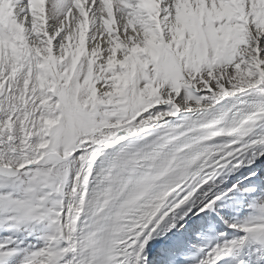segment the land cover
Returning a JSON list of instances; mask_svg holds the SVG:
<instances>
[{"label":"snow or ice","instance_id":"snow-or-ice-1","mask_svg":"<svg viewBox=\"0 0 264 264\" xmlns=\"http://www.w3.org/2000/svg\"><path fill=\"white\" fill-rule=\"evenodd\" d=\"M0 264H264V0H0Z\"/></svg>","mask_w":264,"mask_h":264}]
</instances>
